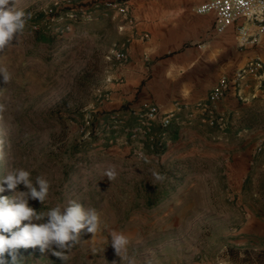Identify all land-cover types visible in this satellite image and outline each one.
I'll return each mask as SVG.
<instances>
[{"label":"rangeland","instance_id":"obj_1","mask_svg":"<svg viewBox=\"0 0 264 264\" xmlns=\"http://www.w3.org/2000/svg\"><path fill=\"white\" fill-rule=\"evenodd\" d=\"M67 3L16 0L30 19L0 51V68L11 74L7 84L0 75V179L18 168L33 182L44 176L47 200L29 201L41 213L73 200L97 211L99 230L82 232L67 264H264V129L245 133L243 145L233 141L246 158L244 186L226 173L238 164L224 140L188 134L154 153L158 140L139 125L120 127L132 124L131 108L105 107L120 59L113 33L100 24L116 11L71 13ZM37 18L54 37L51 45L36 40ZM112 168L117 176L109 181L104 174ZM153 171L166 179L155 182ZM113 231L129 240L124 260L111 246ZM23 257L24 264H62L39 247Z\"/></svg>","mask_w":264,"mask_h":264},{"label":"crops","instance_id":"obj_2","mask_svg":"<svg viewBox=\"0 0 264 264\" xmlns=\"http://www.w3.org/2000/svg\"><path fill=\"white\" fill-rule=\"evenodd\" d=\"M128 1L131 21L114 12L100 24L114 35L112 50L128 53L126 60H116L112 101L105 104L106 109L124 111L127 105L138 110L144 104H155L162 113L176 110L171 125L164 128L155 123L149 137L163 140L167 148L183 143L188 134L199 136V132L215 144L224 140L226 155H232L238 164L229 166L226 173L242 182L246 158L233 141L243 145L245 133L254 136L264 129V80L250 75L231 89L218 104L213 124L202 118L195 104L208 98L221 76L231 75L250 60L264 62V34L252 39L258 35V27L248 24L249 40L240 46L237 24L219 32L214 13L193 11L206 0ZM121 123L123 129L132 127L129 120ZM175 130L177 135L172 137ZM259 225L264 230V220Z\"/></svg>","mask_w":264,"mask_h":264},{"label":"clouds","instance_id":"obj_3","mask_svg":"<svg viewBox=\"0 0 264 264\" xmlns=\"http://www.w3.org/2000/svg\"><path fill=\"white\" fill-rule=\"evenodd\" d=\"M28 19L30 15L17 8L16 0H0V51L23 31ZM0 75L6 84L11 79L7 68H0ZM4 158V152L0 150V161ZM152 174L155 182L166 179L158 171H153ZM104 175L112 181L117 173L112 168ZM155 182L151 184L156 186ZM20 185L26 190H18ZM49 190L50 182L44 176H37L33 182L31 172L23 168L9 170L0 179V194L5 191L13 193L11 196L0 195V264H23L25 258L20 249L37 247L41 253L50 251L62 264H67V253L80 242L82 232L86 230L95 235L99 230L101 222L97 211L85 210L74 200L65 205H57L46 213L29 205L30 200H37L43 205L49 196ZM110 237L115 253L124 260L129 244L127 236L113 231ZM5 254L10 260L6 259Z\"/></svg>","mask_w":264,"mask_h":264},{"label":"built area","instance_id":"obj_4","mask_svg":"<svg viewBox=\"0 0 264 264\" xmlns=\"http://www.w3.org/2000/svg\"><path fill=\"white\" fill-rule=\"evenodd\" d=\"M67 0L72 7V12L86 14L89 9H104L116 11L131 21L132 7L128 0ZM193 11L198 14L214 13L216 15V29L221 32L229 25L237 24L239 44L244 46L249 40L248 24L258 27V35L253 36L256 40L260 34H264V0H206L195 7ZM116 57L126 60V50L116 52ZM256 75L264 80V62L260 59L250 60L247 64L237 68L231 75L221 76L216 85L210 91L208 98L199 100L195 104L196 110L204 120L212 124L216 120L218 104L224 100L227 93L237 87L247 76ZM180 108V106H179ZM130 112L138 117L139 131L150 133L155 123L167 128L177 116V111L162 113L155 104H144L140 109H131Z\"/></svg>","mask_w":264,"mask_h":264},{"label":"trees","instance_id":"obj_5","mask_svg":"<svg viewBox=\"0 0 264 264\" xmlns=\"http://www.w3.org/2000/svg\"><path fill=\"white\" fill-rule=\"evenodd\" d=\"M24 12H25V14L27 15V11H25V10H23ZM52 13H54L53 12V10H52ZM40 17L42 18V17H44V14H41L40 15ZM33 23H34V25L35 26H39L40 28L39 29H37V30H35L34 31V35H35V38H36V40L37 41H40V42H42V43H44V44H49V45H51L53 42H54V37L50 34V32H48L47 30H46V27L45 26H41V22H40V20H39V18H37V19H35L34 21H33ZM132 116V121H131V125L133 126H135L136 124L137 125H139L140 126V122H139V120H138V117L137 116H135V115H131ZM107 118V120H109V118H108V116L106 117ZM171 125V124H170ZM169 127V126H168ZM153 128H154V126L152 127V131H153ZM177 135V130H175L174 131V133H173V135H172V137H175ZM158 144H160V146L158 145ZM166 145V143L165 142H162L161 140H158V143H157V145H156V147L155 148H153V152L154 153H157V154H162L163 152H164V149H165V146ZM179 163L178 164H180L181 163V161H178ZM177 168H178V166H177ZM176 168V169H177ZM175 176V175H174ZM167 188V187H166ZM159 197H160V194H159ZM158 197V200L160 199ZM20 252H21V254L23 255V253H24V249H20ZM5 257H6V259H9L10 260V257H8L7 256V254H5ZM23 264H24V262H23Z\"/></svg>","mask_w":264,"mask_h":264}]
</instances>
